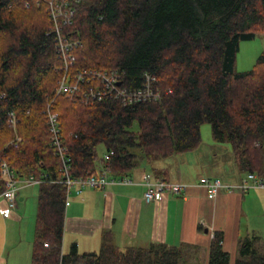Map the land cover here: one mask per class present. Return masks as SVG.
<instances>
[{"label": "trees", "instance_id": "obj_1", "mask_svg": "<svg viewBox=\"0 0 264 264\" xmlns=\"http://www.w3.org/2000/svg\"><path fill=\"white\" fill-rule=\"evenodd\" d=\"M67 29L80 40L71 75L116 69L121 86L137 90L147 73L160 97L93 98L97 79L84 80L74 95L56 94L64 68L46 5L0 0V156L19 177L43 179L30 264H184L186 246L118 247L106 230L98 251L79 252L75 243L62 251L66 186L51 182L63 178V162L51 140L48 104L73 178L101 170L125 177L140 163L194 150L204 123L212 141L230 145L241 172L264 177V55L236 70L240 41L264 32V0H84ZM100 144L112 154L98 157ZM222 242L223 233L214 231L207 264H264L262 236L240 238L233 261Z\"/></svg>", "mask_w": 264, "mask_h": 264}, {"label": "crops", "instance_id": "obj_2", "mask_svg": "<svg viewBox=\"0 0 264 264\" xmlns=\"http://www.w3.org/2000/svg\"><path fill=\"white\" fill-rule=\"evenodd\" d=\"M217 146L201 142L194 150L141 163L128 175L132 184L108 185L106 196L90 188L78 198L72 190L67 197L63 247L69 250L75 243L79 252L81 247L86 248L83 252L92 251L100 245L101 232L106 230L112 233L118 247H142L152 242L189 246L199 249L207 264L213 232L221 231L223 248L233 261L238 240L258 234V229L264 227V188L220 191L216 197H208L197 182L214 175L208 172L206 160L217 156ZM224 148L229 153L228 162L225 171L218 172L215 178L228 184L239 183L246 173L240 171L233 151ZM143 172L152 179L163 177L185 183L187 188L179 194L167 193L160 201L145 202ZM17 198L16 208L8 217L0 213V264H30L35 219L31 213L23 215L24 195L19 193ZM3 206L5 200L0 197V209Z\"/></svg>", "mask_w": 264, "mask_h": 264}, {"label": "built area", "instance_id": "obj_3", "mask_svg": "<svg viewBox=\"0 0 264 264\" xmlns=\"http://www.w3.org/2000/svg\"><path fill=\"white\" fill-rule=\"evenodd\" d=\"M45 5L49 17L52 22V33L55 40V48L58 57L62 61L64 73L58 80L56 94L67 93L74 95L79 91L80 83L84 80L91 81L97 79L100 85L96 88H89L93 98H100L103 95L114 96L123 101L133 102L137 100L157 99L160 97V92L155 90L156 78L145 73V80L143 86L137 90H128L121 86L122 79L120 73L115 71L102 70H84L78 71L73 75L68 71L70 66L75 61L74 49L80 45V40L67 33L68 27L72 24V18L75 12V5L84 0H41ZM52 103V102H51ZM9 121L14 126L15 116L9 113ZM47 124L51 134V140L56 147L57 153L63 162L62 179H53L51 182H61L66 186V204L67 197L74 191L79 195L83 189L94 188L103 191V195H107L106 187L113 184H132L133 181L128 177H110L105 170L98 171L96 174H91L86 177L73 178L68 174V167L66 165L67 158L65 157V147L61 144V135L58 127L57 114L50 109V103L47 108ZM112 154V151L106 152L104 157ZM0 175L3 179L4 188L0 192V197L5 200V206L0 209V213L8 217L10 213L16 208L18 200V192L22 186L39 184L43 181L42 178H21L16 171L11 168L8 163L0 156ZM47 176L46 174L44 175ZM141 183L144 185L142 198L145 202L160 201L165 194L173 193L179 194L186 190L187 184L179 182H170L164 179H152L149 174L143 173L141 176ZM197 185L206 189L207 196L214 198L220 191H247L251 188H264V177L254 172H247L245 177L239 183L228 184L221 179H210L202 177Z\"/></svg>", "mask_w": 264, "mask_h": 264}, {"label": "rangeland", "instance_id": "obj_4", "mask_svg": "<svg viewBox=\"0 0 264 264\" xmlns=\"http://www.w3.org/2000/svg\"><path fill=\"white\" fill-rule=\"evenodd\" d=\"M264 55V32L258 33L253 39L251 40H242L239 44V50L236 54V70L237 71H245L250 69L253 64L256 62V59L260 56ZM134 129L137 128V125L133 126ZM201 136H202V143H212L214 145H218L217 147H220L219 153L216 157L211 156L208 160H206L207 163V170L209 173L214 174L211 175V179H215L218 172L225 171V164L228 162L229 153L225 152L226 149L224 147H228L229 150H231L229 144L227 143H216L213 142L211 139V131H210V125L208 123H204L201 126ZM98 157H102V155L105 153V148L102 144H100L97 148ZM141 165L138 164V166ZM137 166V167H138ZM208 175H206L207 177ZM38 184H31L22 186L19 189L18 194L22 193L24 195V201L22 202L21 210H23V215L27 217L29 213L32 214L33 218L35 219L36 214V208H37V192H38ZM90 188L83 189L82 192L77 195L78 198L83 197V194ZM73 192V191H72ZM101 192V191H100ZM102 194V192H101ZM76 196V195H75ZM72 195L70 197V203H72ZM33 219V221H34ZM259 228V227H258ZM259 235L264 238V227L261 226L259 229ZM96 242H99L98 238H96ZM87 248H91L87 247ZM100 248V245L96 247V249H92L95 251H98ZM86 248L80 249V252H83ZM62 250L64 252L68 251V247H63L62 244ZM90 250V249H88ZM184 264H206V261L204 258H202V252L199 249L186 246L184 247Z\"/></svg>", "mask_w": 264, "mask_h": 264}, {"label": "bare ground", "instance_id": "obj_5", "mask_svg": "<svg viewBox=\"0 0 264 264\" xmlns=\"http://www.w3.org/2000/svg\"><path fill=\"white\" fill-rule=\"evenodd\" d=\"M115 70H116V69H115ZM102 71H103V70H102ZM106 71H108V70H106ZM87 82H88V81H87ZM89 83H90V82H89ZM84 84H86V83H84ZM87 84H88V83H87ZM80 85H82V84H80ZM122 86H123V85H122ZM80 87H81V86H79V88H80ZM125 88H126V87H125ZM140 88H141V87H140ZM138 89H139V88H138ZM131 90H132V89H131ZM157 99H158V98H157ZM96 100H97V99H96ZM99 100H100V99H99ZM151 100H154V99H151ZM91 101H92V100H91ZM91 101H90V102H91ZM134 102H136V101H134ZM134 102H133V103H134ZM137 102H138V101H137ZM88 103H89V102H88ZM46 115H47V114H46Z\"/></svg>", "mask_w": 264, "mask_h": 264}]
</instances>
